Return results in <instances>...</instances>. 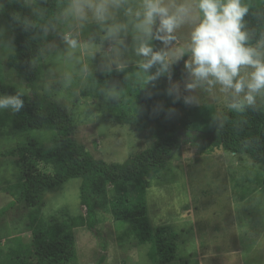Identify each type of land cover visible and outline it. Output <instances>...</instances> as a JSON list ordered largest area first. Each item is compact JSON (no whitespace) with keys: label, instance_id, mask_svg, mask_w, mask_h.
<instances>
[{"label":"rangeland","instance_id":"1","mask_svg":"<svg viewBox=\"0 0 264 264\" xmlns=\"http://www.w3.org/2000/svg\"><path fill=\"white\" fill-rule=\"evenodd\" d=\"M35 14L33 0H24ZM140 0H130L135 6ZM264 0H242L247 7H259ZM202 15V14H200ZM116 19L127 23V34H121L123 44L104 39V32L95 24H89L80 34V47L71 54L64 50L59 32L64 26L45 34L40 50V72L34 82L41 97L56 103L71 116L76 126L73 139L81 144L96 160L121 164L154 145L153 117L146 121L143 130L135 125H120L103 116L104 102L81 98L88 74L113 69H124L130 91L131 106L137 120H144L142 106L136 98L137 90L155 93L164 102L163 117L175 103L181 105L174 124L179 129L181 141L175 154L164 169L146 178V203L150 225L153 229L169 227L176 233L177 253L170 264H264V166L254 164L247 156L232 157L222 150L209 153L207 141L200 136L212 134L222 116L229 110L224 94L196 89L193 95L198 104H186L184 97L192 93L185 90L187 73L182 57L171 66L168 74L149 81L140 65L143 57L135 54V33L131 18L121 10ZM191 25H184L176 32V43L164 48L170 62H174L181 47L189 40ZM11 30L0 17V94L20 92L29 98L27 81L21 67L28 63L31 42L23 45V55L13 68L8 59L16 52ZM101 35V45L92 44L88 37ZM264 40L258 48L264 51ZM154 50L163 45L153 41ZM181 65L177 68V65ZM123 65L121 68L120 66ZM87 67L88 72L82 71ZM175 71V76H173ZM248 70H242L245 74ZM68 77L71 83L68 84ZM173 84L179 87L169 95ZM257 106L264 109V95L257 97ZM0 153L17 144L32 143L42 149L54 146L55 132H10L3 135L8 123V110L0 111ZM241 163V165L237 163ZM220 175L216 177L217 175ZM21 178L20 168L14 158L0 159V211L16 199L13 188ZM82 179H73L56 191L43 197L41 218L56 216H84L79 192ZM107 200L114 197L112 187L106 188ZM196 209V210H195ZM190 213V214H188ZM100 224L94 228H77L72 231L75 240L77 264H152L147 256L150 245H140L125 235L126 225L113 220L108 210H100ZM28 210L23 202H16L0 216V264H33L31 232L27 226ZM213 245V247L211 246ZM210 258H207L209 257ZM203 258V259H202Z\"/></svg>","mask_w":264,"mask_h":264},{"label":"trees","instance_id":"2","mask_svg":"<svg viewBox=\"0 0 264 264\" xmlns=\"http://www.w3.org/2000/svg\"><path fill=\"white\" fill-rule=\"evenodd\" d=\"M67 0H33L36 12L24 0H0V17L11 30V39L16 52L8 59L7 66L13 68L23 53V45L29 41L28 63L21 67L27 81L29 98L23 97L24 107L17 113L7 115L3 135L10 132L29 133L55 132L54 146L42 149L32 143L17 144L1 152L0 159L14 158L20 168L21 178L14 186L16 199L0 211V216L16 202H23L28 210L27 226L31 232L33 264H77L75 240L72 231L77 228H94L100 224V210H108L113 220L126 225L125 235L140 245H150L147 253L152 264H170L176 258V233L169 227L153 229L150 225L146 203V178L160 173L175 154L181 141L180 131L174 124L181 105L175 103L172 110L163 117L164 102L155 93L138 89L136 98L142 106L144 120L138 121L131 106V95L124 69H113L88 74L81 98L104 102L105 119L120 125H135L143 130L146 121L153 117L154 145L121 164L96 160L73 139L76 126L71 116L36 92L34 82L40 72V50L45 33L44 25L58 24L56 16L65 7ZM245 16V27L249 33V45H260L264 40V2L259 7L249 5ZM44 10L43 17L37 12ZM17 17L20 20H17ZM27 18L34 27L25 30L23 20ZM53 30L50 27L51 31ZM48 31V32H49ZM92 44L101 45V35L88 37ZM175 76V71L172 72ZM115 87L116 96L107 93ZM4 116H0L3 120ZM0 122V128L2 127ZM206 135H210L206 140ZM207 141L209 153L222 150L231 155L247 156L252 163L264 166V109L245 107L242 111L228 110L212 134L200 136ZM82 179L79 192L84 216L67 217L58 220L51 216L41 218L43 197L56 191L66 182ZM112 187L114 197L108 201L106 188Z\"/></svg>","mask_w":264,"mask_h":264},{"label":"clouds","instance_id":"3","mask_svg":"<svg viewBox=\"0 0 264 264\" xmlns=\"http://www.w3.org/2000/svg\"><path fill=\"white\" fill-rule=\"evenodd\" d=\"M121 10L131 18L135 54L143 57L140 67L147 74L154 67L157 69L149 74V81L164 74L170 79L171 66L185 55L189 57L184 62V87L192 94L183 98L186 104H198L193 95L196 89L213 92L218 88L227 100L226 107L233 111L255 108L257 97L264 95V51L248 43L244 18L249 8L242 0H140L135 6L130 0H67L55 18L64 26L58 33L64 50L71 56L79 49L80 34L89 24L100 27L104 39L123 44L121 34H127L129 26L116 19ZM43 12L36 14L43 17ZM23 24L25 30L34 27L27 18ZM184 25H191L188 43L170 62L163 49L176 41L177 30ZM50 27L55 29L56 24L44 25L42 31L47 34ZM153 41H159L163 47L154 50ZM242 70L248 71L242 74ZM82 71L88 72L87 67ZM67 83H71L70 77ZM178 93V85L168 89V94H176V99L180 98ZM107 95L115 98V87ZM24 103L20 92L0 94V111L17 113Z\"/></svg>","mask_w":264,"mask_h":264},{"label":"crops","instance_id":"4","mask_svg":"<svg viewBox=\"0 0 264 264\" xmlns=\"http://www.w3.org/2000/svg\"><path fill=\"white\" fill-rule=\"evenodd\" d=\"M218 151V150H217ZM230 156H232V157H236L237 155H231L230 154ZM238 157H240V156H238ZM237 163V162H236ZM240 163V162H239ZM239 163H237V164H239ZM239 165H241V163L239 164ZM218 176H220L219 174L216 176V177H218ZM196 210V209H195ZM188 214H190V213H188ZM211 246L213 247V245L211 244ZM207 258H210V256L209 257H207ZM203 259V258H202Z\"/></svg>","mask_w":264,"mask_h":264},{"label":"water","instance_id":"5","mask_svg":"<svg viewBox=\"0 0 264 264\" xmlns=\"http://www.w3.org/2000/svg\"><path fill=\"white\" fill-rule=\"evenodd\" d=\"M176 43V41L174 42V44ZM181 65V62L177 65V68Z\"/></svg>","mask_w":264,"mask_h":264}]
</instances>
